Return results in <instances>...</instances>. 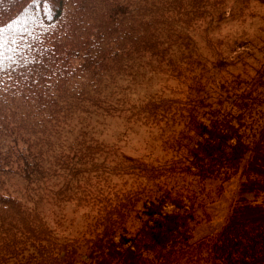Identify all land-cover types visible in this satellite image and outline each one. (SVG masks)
<instances>
[{
	"label": "trees",
	"instance_id": "1",
	"mask_svg": "<svg viewBox=\"0 0 264 264\" xmlns=\"http://www.w3.org/2000/svg\"><path fill=\"white\" fill-rule=\"evenodd\" d=\"M258 7L0 0V264H264V22L232 27ZM157 75L175 86L142 92ZM114 121L158 128L164 157L97 135ZM237 176L222 228L194 239Z\"/></svg>",
	"mask_w": 264,
	"mask_h": 264
},
{
	"label": "rangeland",
	"instance_id": "2",
	"mask_svg": "<svg viewBox=\"0 0 264 264\" xmlns=\"http://www.w3.org/2000/svg\"><path fill=\"white\" fill-rule=\"evenodd\" d=\"M259 8V7H258ZM264 9H258V15L254 18H247L245 21L235 22L232 27L236 33H242L249 37L256 36L260 31V26L264 22ZM176 82L172 79L166 78L163 75H157L152 79L145 81L141 86L142 92H155L163 89L170 90V87L175 86ZM95 129L97 135L106 140H122L124 150L129 154L137 157H145L146 159L164 157L165 152L161 149L159 144V129L139 127L131 131L126 129L122 123L114 121L109 125L97 124ZM240 187L239 176L232 179L225 184L222 193L217 196L214 203L209 204L200 215H208L209 219L203 221L196 227L194 232V239H200L208 234L220 230L229 213V208L235 198L238 196ZM86 209H78L73 203L67 204L63 208H56L57 217H62L63 225L61 226V233L72 236L79 232V229L84 223V213ZM48 216L52 218L50 210H47Z\"/></svg>",
	"mask_w": 264,
	"mask_h": 264
}]
</instances>
